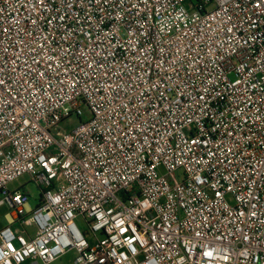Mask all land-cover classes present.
Returning a JSON list of instances; mask_svg holds the SVG:
<instances>
[{"label": "built area", "instance_id": "built-area-1", "mask_svg": "<svg viewBox=\"0 0 264 264\" xmlns=\"http://www.w3.org/2000/svg\"><path fill=\"white\" fill-rule=\"evenodd\" d=\"M2 206L0 264H264V0H0Z\"/></svg>", "mask_w": 264, "mask_h": 264}, {"label": "rangeland", "instance_id": "rangeland-1", "mask_svg": "<svg viewBox=\"0 0 264 264\" xmlns=\"http://www.w3.org/2000/svg\"><path fill=\"white\" fill-rule=\"evenodd\" d=\"M80 120L76 117H72L69 120H67L65 123H63L60 126V129L67 131L70 130L72 127L76 126ZM9 188L11 190H17V189H22L25 190L30 194V201H29V206L31 208H35L39 197L41 195V190L36 186L34 182H32L31 177L29 175H24L15 181L11 182L9 184ZM10 213V210L8 209L7 206H2L0 207V229H2L4 226L7 225V215ZM78 224L82 229H87V224L84 221L83 218H79ZM33 230V228H31ZM77 253L75 251H72L65 255L62 259L58 260L55 264H70L71 261L76 257Z\"/></svg>", "mask_w": 264, "mask_h": 264}]
</instances>
